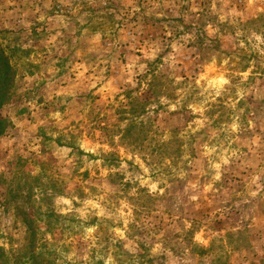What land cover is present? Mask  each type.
<instances>
[{
  "label": "rangeland",
  "instance_id": "374dc122",
  "mask_svg": "<svg viewBox=\"0 0 264 264\" xmlns=\"http://www.w3.org/2000/svg\"><path fill=\"white\" fill-rule=\"evenodd\" d=\"M5 64L0 264H264V0H0Z\"/></svg>",
  "mask_w": 264,
  "mask_h": 264
},
{
  "label": "trees",
  "instance_id": "16d2710c",
  "mask_svg": "<svg viewBox=\"0 0 264 264\" xmlns=\"http://www.w3.org/2000/svg\"><path fill=\"white\" fill-rule=\"evenodd\" d=\"M217 45L215 44V48L213 47V49H216L217 50ZM212 49V48H211ZM3 71V80H2V83H0V107H1V102H2V88L4 86V81L6 80L7 77H9V70H10V67H8L7 64L3 65L2 68L0 69ZM156 85H154L153 81L149 83V90H151V92H155L154 89ZM130 92V91H128ZM127 92V93H128ZM140 107L136 106V107H133V112H135V110L139 109ZM136 125H139V129H142L143 128V125L142 123L140 122H137L135 121L134 124L131 125L132 128H136L137 126ZM4 133V127H3V119L0 117V137L1 135H3Z\"/></svg>",
  "mask_w": 264,
  "mask_h": 264
}]
</instances>
